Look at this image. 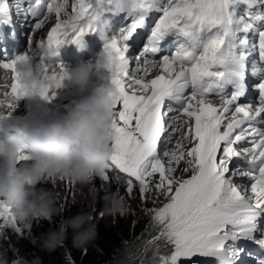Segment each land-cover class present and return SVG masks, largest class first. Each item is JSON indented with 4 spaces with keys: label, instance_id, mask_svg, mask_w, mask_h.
<instances>
[{
    "label": "snow or ice",
    "instance_id": "6c2138e0",
    "mask_svg": "<svg viewBox=\"0 0 264 264\" xmlns=\"http://www.w3.org/2000/svg\"><path fill=\"white\" fill-rule=\"evenodd\" d=\"M240 5L245 6L243 14L237 12ZM68 7V0H29L22 11L16 3L17 15L25 18L39 17L46 8L47 15L28 29L32 37L55 14L46 38L38 43L57 52L52 67H46L53 84L38 91L24 83L19 66L33 51L5 55L0 58L5 79L0 110L12 109L16 100L36 93L53 99L67 74L57 59L59 49L65 44L83 46L86 36L98 35L104 42L102 54L112 61L110 82L119 93L113 151L102 181L108 182V170L115 168L128 177V194L138 188L145 200L163 199L161 206L147 211L160 226L157 239L171 250L154 264H181L182 259L185 264H264V256L250 247L264 253V227L259 225L264 215V68L256 61L251 75L258 81L259 106L239 102L249 87L251 55L258 52L264 61V0H77L71 13ZM11 10L9 0H0V26L12 23ZM106 13H126L118 34L109 35L102 26ZM153 13L158 18H150ZM169 37L165 54L162 45ZM27 43L31 49V38ZM140 47L143 63L134 55ZM155 69L159 74L149 78ZM229 85L233 91L227 98L221 95L219 106L209 99ZM233 158L249 169H230ZM30 159L26 153L19 157L21 163ZM236 176L250 179L251 195L234 181ZM101 187L110 191L106 184ZM0 218V235L5 227L22 231L7 201L0 200Z\"/></svg>",
    "mask_w": 264,
    "mask_h": 264
},
{
    "label": "clouds",
    "instance_id": "9594fccd",
    "mask_svg": "<svg viewBox=\"0 0 264 264\" xmlns=\"http://www.w3.org/2000/svg\"><path fill=\"white\" fill-rule=\"evenodd\" d=\"M109 19L102 20L106 28ZM39 57L38 62L33 57ZM57 52L45 44H38L32 56L19 66L24 83L38 91L48 90L53 81L47 78L46 67L51 68ZM112 61L106 54H97L68 68L65 80L81 94L64 105V111L54 120L38 121L28 128L0 137V200L10 203L17 222L31 227L32 222L51 221L61 209L50 190L38 185L49 178L69 179L81 185L95 177H103L112 155L113 119L118 89L111 82L99 83L90 94L83 95L98 72H108ZM61 89V88H60ZM31 96V95H29ZM18 125L10 119L4 125ZM23 126V125H21ZM10 131V130H9ZM22 153L30 156V163H21ZM104 211L108 215H124L127 206L119 193L106 194ZM88 213L63 218L61 224L50 229L32 243L42 250L61 246L69 229L73 244L82 247L95 239L97 227ZM0 264H40V258L28 261L23 257L9 261L6 250H0Z\"/></svg>",
    "mask_w": 264,
    "mask_h": 264
},
{
    "label": "rangeland",
    "instance_id": "374dc122",
    "mask_svg": "<svg viewBox=\"0 0 264 264\" xmlns=\"http://www.w3.org/2000/svg\"><path fill=\"white\" fill-rule=\"evenodd\" d=\"M53 24H54V15L51 16L50 20L47 22V26L44 28V33L46 32V29L49 26L52 27ZM44 33L42 29V35ZM37 36L32 37V34H30L29 38H31V41H34V39ZM92 41L93 40H91L88 43L85 40L86 43H84V46L91 44ZM82 55H88V53H84ZM71 56L73 55L71 54L70 57ZM92 57L93 56L89 57V59ZM87 58L80 59V61L88 60ZM73 61L75 60L73 59ZM73 61L72 60L65 61L64 62L65 67L68 69L73 66H76L80 62V61H76V62ZM140 62L143 63V59L140 60ZM134 68H135V64L133 65L132 69H129L130 73L131 71L134 70ZM0 72H2V70ZM8 73L7 75H10L9 76L10 78L8 76L7 77L8 80L11 82V72ZM98 73H100L98 75H100V78L102 76V78L106 81V83L110 82L109 72H98ZM2 74H0V76ZM1 79H2L1 82L5 81L4 74L2 75ZM96 83H97L96 81L92 82L93 88L95 87L94 84ZM92 87L90 85V88ZM63 90L66 92H68L69 90L72 99L79 98L81 95L77 93L76 90L68 82L64 83L63 87L58 91L61 93ZM89 92L91 91L89 90ZM60 93L56 94L57 96L55 97V102L52 104V106L49 102L50 101L49 99L40 96L38 93L31 95L33 96V99L35 98L34 99L35 104H33V101L30 102L26 96H23L15 101V103H18V106H14V108L12 109L6 108L5 110H0V122L10 119L12 121L17 122L19 126L23 125L24 127L28 128L29 126H31L32 124L38 121L47 122L54 120L58 115H60V113L64 111L65 102H63L62 99L60 98L61 97L59 96ZM84 94L85 93H83V95ZM37 104H40L41 107L45 108L47 111V115L44 116L42 119L37 117L39 112V109L35 108V105ZM119 108L120 105H117V110H119ZM186 128L187 125H185V129ZM240 147H244V146H240ZM239 161H243V160L233 158L232 163L229 165L230 169L240 167V165L237 164L239 163ZM30 162L31 161H26L23 163H30ZM108 172H109L108 182L102 181L101 177H97V178H99L103 183L108 185V187L110 188V191H105L106 194L119 193L121 196H123L127 206V212L124 215H116L115 217H113L116 220H122L120 223L116 225V227L113 230L103 232L102 234L99 235V238L95 237V240H97L95 246L98 252L96 253V255L93 256L94 260H88L86 261V263L111 264L112 263L111 260L113 258L114 253L116 254L118 252V254L121 257L119 260H117L116 264H154V260L158 258L159 255L167 254L171 250V246L166 245L165 241H163L162 239H157V237H159L160 231L158 232L157 235H154L152 237L147 236L148 232L146 229L153 227L160 229L159 225L154 224L152 220V215L150 212L147 211V209L159 207L162 205L164 201L163 199L158 201H154L152 199L145 200L140 196L138 188L134 189L132 194H128L127 183H126L127 180H121L120 178H118L117 175L119 173L116 170H114V168L108 170ZM113 172H115V174H113ZM124 177L128 179V177L126 176ZM245 178L246 176L233 177L234 181L241 187L243 186V184L240 183L244 182ZM57 180L60 182L63 181V179H58V178ZM46 181L47 180L42 181L38 185V187L43 188ZM49 184L50 183L48 182L47 185L49 186ZM93 202L97 204L99 202V199L98 198L93 199ZM101 208L104 209V205H102ZM98 211L99 209L97 208L94 212H91V215L95 216L96 212ZM140 217L144 219V223L142 222L143 219H141ZM37 220L32 222L30 228L17 222L18 226L22 228V231L19 233H17L11 227H5V229L3 230V234L0 235V250L7 251V257L9 261L17 259L18 257H23L28 261H33L35 260L36 257H39L40 264H62L60 262V259L58 258L55 249L42 250L38 245L32 243L33 238H38L42 234H45L46 228L44 227L48 226L50 222L49 220H44V223L42 225L43 228L38 229ZM99 220L100 218L96 220L95 217H93L91 220V223H94L96 225L97 232L98 229L104 228L103 226L104 221H99ZM0 223H3L2 218H0ZM69 234L72 235L71 241L73 242V233H69ZM123 234L125 235L124 237ZM78 251H79V259L76 261L73 260V258L69 254L70 261L73 264H82L83 262H85L81 259L84 251L82 249ZM68 252L70 253L69 250ZM74 253L77 254V250L74 251ZM181 264H185V261L183 259L181 261Z\"/></svg>",
    "mask_w": 264,
    "mask_h": 264
},
{
    "label": "trees",
    "instance_id": "16d2710c",
    "mask_svg": "<svg viewBox=\"0 0 264 264\" xmlns=\"http://www.w3.org/2000/svg\"><path fill=\"white\" fill-rule=\"evenodd\" d=\"M115 174V172H113ZM117 174V173H116ZM118 178L121 180H127L122 175H117ZM48 182L50 183L49 186L47 185ZM136 182L134 181V184ZM103 183L99 178L95 177L89 184L87 185H81L79 183H76L75 181L69 180L65 178L63 181H58L57 179H47L45 182L43 188L50 190L55 194L56 197V206L57 208L61 209V212L59 215H56L52 221L49 222V225L44 227L46 228L45 233H47L50 229L58 227L63 218H70L74 217L79 213H88L91 214V212H94L97 208L99 209L98 212H96L95 216L91 215V217H95V219H99V221H104V228L98 229L96 237L99 238V235L103 232H107L109 230H113L118 223H120L122 220H116L111 215H106L103 208H101L102 205H104V197L106 196L104 188L101 187ZM108 186V185H107ZM99 199V202L95 204L93 202V199ZM141 215V214H140ZM142 216V215H141ZM143 217V216H142ZM140 217L141 219H143ZM37 227L38 229L43 228L44 220H37ZM144 223V219L142 220ZM141 223V222H140ZM142 223V224H143ZM124 225V224H123ZM148 234L147 236L152 237L154 235H157L160 231L159 228L153 227L146 229ZM69 233H73L72 229L68 230L67 238L63 242L61 246H58L55 248L56 253L58 255V258L60 259V262L62 264H69V254L73 258V260L79 259V251L82 249L84 251L82 255V260L85 261L82 264H85L88 260H94L93 256L96 255L97 248L95 246V243L97 240L93 239L88 244L82 247L74 246L73 242L71 241L72 235ZM125 235L123 234V237ZM122 237V238H123ZM70 251V253L68 252ZM77 250V254L74 253V251ZM120 255L118 252L113 255V258L111 260V264H116L117 260L120 259ZM71 264H73L71 262ZM87 264V263H86Z\"/></svg>",
    "mask_w": 264,
    "mask_h": 264
},
{
    "label": "bare ground",
    "instance_id": "6f19581e",
    "mask_svg": "<svg viewBox=\"0 0 264 264\" xmlns=\"http://www.w3.org/2000/svg\"><path fill=\"white\" fill-rule=\"evenodd\" d=\"M93 2H94V0H93ZM119 23V21H115V22H113V23H111L110 25H108L109 27H108V30H111V29H114L115 30V28H116V26H117V24ZM25 30H22V33H21V36H20V41H21V43H23L22 41H23V38H24V32ZM40 32H42V30L40 31ZM40 34V33H39ZM38 37V36H37ZM36 37V38H37ZM35 38V39H36ZM42 38V37H41ZM34 39V40H35ZM85 40H86V42H90L91 40H89V39H87V38H85ZM86 42H84V43H86ZM25 43H27V37L25 38ZM24 43V44H25ZM38 48V44H37V42H34V41H31V49H29V45L28 44H25V46H24V48H23V50L24 51H33V50H36ZM85 49V50H84ZM102 51H103V49L102 48H100V47H98V44H96L94 41H92L91 42V44H89V45H86V46H78V45H76V44H65L64 46H62L60 49H59V56L57 57L60 61H62L63 63L65 62V61H68V60H72L73 61V59L75 60V61H73V62H76V61H80V59H85V58H87L88 56L89 57H91V56H94V55H97V54H101L102 53ZM84 53H88V55H82V54H84ZM73 55V56H71L70 57V55ZM89 57L87 58V59H89ZM140 60H142V59H140ZM38 62V61H37ZM70 62V61H69ZM66 64V63H65ZM72 64V63H71ZM133 65H134V63H132L131 65H130V69H132V67H133ZM74 67V66H73ZM2 69H0V71H1ZM4 74V70H2V72H0V74ZM159 73V69H155V70H153L152 72H150L149 73V78H152L153 76H155L156 74H158ZM2 74V75H3ZM8 74H10V73H8ZM98 74H100V73H96L94 76H93V78H92V82L93 81H96L97 83L96 84H94L95 86L97 85V84H99V83H106V81L102 78V76H101V78H100V75H98ZM2 75L0 76V83L1 84H3V83H5V81H3V82H1V77H2ZM12 75V74H11ZM8 77L10 76V75H7ZM10 78V77H9ZM10 81L8 80V83H9ZM67 81L65 80L64 81V83H66ZM92 82L89 84V87H88V89H87V91L85 92V94L84 95H87V94H90L91 92H89V90L90 91H92ZM90 85H91V87L92 88H90ZM69 89V88H68ZM58 93H60L59 91H57V94ZM57 96V95H56ZM55 96V97H56ZM59 96H61L60 98L62 99V101L63 102H65V104H67V103H69L71 100H72V96H71V93H69V90H68V92H66V91H62L61 93H60V95ZM27 98H28V100L31 102V101H33V104H35V101H34V99H33V96H26ZM55 97L53 98V99H51L49 102H50V104H51V106H52V104L55 102ZM37 102V101H36ZM14 106H18V103H15L14 104ZM35 108H37V109H39V112H38V118H43L44 116H46L47 115V111H46V109L45 108H43V107H41V105L40 104H37V105H35ZM6 108H4V109H2V110H5ZM15 122V121H14ZM17 124V123H16ZM28 125V124H27ZM185 146H186V148H189V147H191V145L190 144H188L187 142H185ZM188 175H190V174H188ZM188 175H186L185 176V178H188ZM245 186L243 185L242 186V188H244Z\"/></svg>",
    "mask_w": 264,
    "mask_h": 264
},
{
    "label": "water",
    "instance_id": "95a60500",
    "mask_svg": "<svg viewBox=\"0 0 264 264\" xmlns=\"http://www.w3.org/2000/svg\"><path fill=\"white\" fill-rule=\"evenodd\" d=\"M114 170H116L119 174H122V175L126 176V174L120 173L118 169H115V168H114ZM126 177H127V176H126Z\"/></svg>",
    "mask_w": 264,
    "mask_h": 264
}]
</instances>
